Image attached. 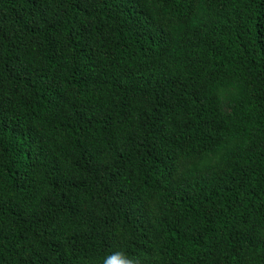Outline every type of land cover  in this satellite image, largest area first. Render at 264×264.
<instances>
[{"label":"trees","instance_id":"trees-1","mask_svg":"<svg viewBox=\"0 0 264 264\" xmlns=\"http://www.w3.org/2000/svg\"><path fill=\"white\" fill-rule=\"evenodd\" d=\"M264 264V0H0V264Z\"/></svg>","mask_w":264,"mask_h":264},{"label":"clouds","instance_id":"clouds-1","mask_svg":"<svg viewBox=\"0 0 264 264\" xmlns=\"http://www.w3.org/2000/svg\"><path fill=\"white\" fill-rule=\"evenodd\" d=\"M125 264H132V262L129 260V261H126Z\"/></svg>","mask_w":264,"mask_h":264}]
</instances>
